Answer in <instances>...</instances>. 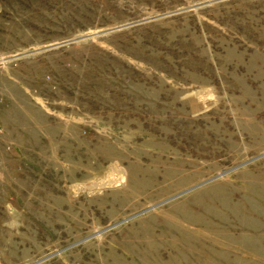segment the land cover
I'll use <instances>...</instances> for the list:
<instances>
[{
	"label": "rangeland",
	"instance_id": "obj_1",
	"mask_svg": "<svg viewBox=\"0 0 264 264\" xmlns=\"http://www.w3.org/2000/svg\"><path fill=\"white\" fill-rule=\"evenodd\" d=\"M0 264H264V0H0Z\"/></svg>",
	"mask_w": 264,
	"mask_h": 264
}]
</instances>
